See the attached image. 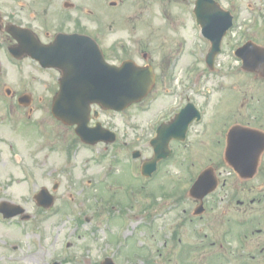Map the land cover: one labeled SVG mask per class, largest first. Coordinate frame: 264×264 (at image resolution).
Instances as JSON below:
<instances>
[{"label":"flooded vegetation","instance_id":"obj_1","mask_svg":"<svg viewBox=\"0 0 264 264\" xmlns=\"http://www.w3.org/2000/svg\"><path fill=\"white\" fill-rule=\"evenodd\" d=\"M23 1L26 2L21 7H18V14L10 16V10L7 14H4L0 10V28H3L7 24H13L27 28L28 30L30 29L29 33L32 37L37 38L43 44L51 43L58 34H82L90 36L99 44L104 56L109 61L118 63L119 59L140 56L144 58L146 63L152 64L155 67L157 82L159 80V84L162 83L164 86H167L170 81L169 71L172 65L170 57H173L170 56L168 49L173 50L172 54L176 53L177 58H179V55L193 56L196 52H199L204 59L210 47L208 40H204L205 42L194 41L192 46H187V39L178 37L182 40L179 41L177 39L175 41L176 45L168 49L166 47L167 51L164 49V54L169 53V56L163 57V60L166 61L161 62L158 61L160 59L159 53H157V60L153 57L150 43L132 42L131 40H128L130 43H126L124 40H118V38L116 40L111 35L114 38L113 41L105 45L107 34L109 32L113 33L111 29L112 23L108 21L106 22L107 26L104 25L103 27L94 16H91L94 12L92 9H82L83 4L89 3H83L82 0ZM166 1L167 3L160 5V7H163V10L158 9L163 14V18L169 20L166 22L174 23L177 28L184 22L187 23L185 19L189 18L196 34L198 27L195 25V0ZM178 1L180 4L175 5L176 10L174 11L172 3ZM205 7L207 9L203 13V16L207 23L216 26L218 23L223 22L224 16L219 9L222 7L220 4H207ZM230 12L233 15V25L222 37L221 49L215 58V65L211 71L217 69L216 64L218 66L222 65V57L227 59L235 57L234 52L237 47L242 45L243 39L244 41L252 40L256 44L264 46V41L259 39L257 35L243 37L241 32L237 30L235 8L230 9ZM29 15L33 16V19L30 21ZM111 16L112 18L114 17L113 14ZM179 16L181 19H179ZM112 18L110 19L114 27V20ZM2 33L3 36L15 43L13 36L7 35L3 30ZM161 39L165 41V37H161ZM183 47H185V50L180 53ZM117 51L122 53V57L115 60L111 59L109 53H112L116 57ZM24 59L29 60L31 65L37 64L29 59V57H25ZM173 60H175L174 57ZM206 69L210 70L209 68ZM39 70L44 71L43 74L47 75L49 82L47 85H50L51 89L56 91L60 71L55 68L31 66V71L36 72ZM234 70L240 74L249 75L252 79H261L264 82V77L259 73L243 70L240 61L236 63ZM4 72L7 73L5 69H2V73ZM12 86L14 85L6 83L3 79L2 83H0V225L7 227L15 225L19 227L21 222L24 221L26 227H29V221L33 222V219L36 218V224L38 223L36 228H40L45 224V219L38 220V213L31 215L27 211H24L22 214L14 217L6 216L11 210L9 203L16 202L13 198V192L10 191L14 187L16 176L15 164L13 163L17 150L15 137L20 139L19 135L22 134V131L30 130L32 134H29V144L31 145L34 141L35 135L37 139L43 142L41 143V147H43V144H46L45 138L49 130L55 131V125L64 124L51 116V100L44 97L35 100L29 93V90H18L19 92H17ZM259 92L260 95L264 96V89L256 90V94H259ZM23 94L26 95V99L19 102L18 97ZM246 94L247 91L242 92L241 99H237L233 106H228L225 112L224 110L221 111L220 114L223 116L222 122L214 132H211L209 138L199 139L198 141L191 140V137L189 138V131L194 124L190 126L186 134V145L184 148L186 150L187 163L185 171L191 174L190 184L193 182V171L200 172L208 169L207 171L212 174H210L211 178L215 180L214 189L201 197L191 196L187 190L180 191L177 196L170 195L173 191H169L166 195L162 193V187H169L170 183H177V180L173 179L169 167L176 162L178 146L182 145L183 141L171 140L169 142L171 153L168 157L157 162L156 168L151 174L152 177L157 178L155 181H153L155 178L148 179L141 173L142 164L153 154L149 143L150 138L146 140V137L137 136L133 140L127 136L129 131H125L121 134L123 138L119 137L111 144L103 142L97 144L104 146L105 149L112 147L117 153L122 154L124 151L126 153V161H129L132 157L133 151H135L134 148L138 142L148 148L150 153L152 152L145 156L143 150H138L139 156L135 158L136 162L134 165L140 178L138 181L139 183H144V186L146 183L159 186L155 190V193H158L160 190L158 196L161 193L163 202L170 197L173 200L171 202L172 206H175L173 209L175 210V218L171 219L169 227L165 226L161 228L162 232L159 236V242L157 240L154 248L149 251V253L153 254L155 264H264V99L255 100L253 99V94L250 95V99H247L245 98ZM29 97H31L30 100ZM180 108L181 106L177 107L171 114L165 115L159 123L168 121ZM164 110L165 108L160 109L159 112H163ZM95 123L96 121H91L89 125L94 126ZM102 125L105 128L114 129L118 133L117 130L119 128L117 126H109L103 123ZM124 126L126 129L130 128L129 123H126ZM231 126H235L237 132L233 142L234 146L228 152L226 132ZM156 128L157 125L150 128L146 127L147 134L155 131ZM141 129L145 130L144 127ZM144 132L142 131L141 134H144ZM220 132L221 136L218 135ZM57 135L58 137L60 135L59 129L57 130ZM149 150L145 149L144 151ZM20 166L22 168L20 172L26 175L27 182H33L34 175L32 170L29 171V161H26V164L21 163ZM52 173L47 172L42 177L47 178ZM35 186L57 188L59 180H53L50 185L48 183L37 182ZM128 187L131 186L129 185ZM170 189L172 188L170 187ZM185 191L188 194L186 197L184 195ZM93 198L95 199L93 214L104 216L103 220H105L106 225L102 228L105 232H108V236L104 238L105 241L103 239L101 242V245L106 248L104 254L96 259H93L94 256H92L90 259L84 260L90 264H101L104 258H109L114 264H134L130 262V256L117 261L112 258L113 245L111 235L116 236L118 240L123 238V241H127L129 238H136L141 258L144 254L147 255L148 253L143 252L144 238H137L134 235L136 227L131 228V224H134V213L125 212L127 206L115 208L114 211H117L115 215L124 222V226L120 229L116 228L113 230L114 232H111L109 223L112 220L115 222L116 219L112 218L111 213L105 211L110 207L111 198ZM133 198L135 199V197ZM185 199L188 200V208L182 207L181 211H179L177 206L178 201L180 203L182 201L185 202ZM120 200L118 199L117 203L120 204L119 206H123L121 204L123 202ZM47 212L46 210L41 213L45 214ZM76 213H78V216L74 217L78 220V217L81 215L80 209ZM76 213L71 214L75 215ZM101 216L97 220H100ZM83 219L87 220V217ZM54 225L59 226V222L56 223L55 221ZM69 228L72 234H75L78 230V224L72 225ZM24 231L25 233L27 232L26 229ZM36 234L39 239L38 241L41 243V248H36L34 244H31V248L35 253L30 255V257L42 264H48L47 259H45L46 255H43L44 257L41 256L43 247L46 248L42 243L43 230L40 233H37L36 230ZM77 237H79L78 233ZM65 238L64 236L62 240L61 253L65 251L63 248L64 244L67 248L73 244L72 241H65ZM92 239L97 240L96 236H93ZM14 240L17 241L16 245L10 243ZM45 240H47V237ZM18 247L19 243L17 239L10 240L8 236H0V260L2 259L5 264H21V261L25 259L29 260V256L23 255L19 257V255H16ZM47 251L49 250L47 249ZM116 253L119 252L116 251ZM57 255L59 256V253ZM72 258L74 259V257ZM78 260H82V256L81 259H76L75 261ZM62 261H65L63 257L60 261L53 260L49 264H60ZM142 263L152 264L147 258Z\"/></svg>","mask_w":264,"mask_h":264},{"label":"rangeland","instance_id":"obj_2","mask_svg":"<svg viewBox=\"0 0 264 264\" xmlns=\"http://www.w3.org/2000/svg\"><path fill=\"white\" fill-rule=\"evenodd\" d=\"M107 1L109 0H105V4H107ZM114 1H119V5L117 7H108L120 10L116 16L112 18V20H114V27L110 19L111 17L108 18L107 16H97L94 13L91 14V16H94L103 27L104 25L107 26L106 22L108 21L112 23L111 29L113 33L109 32L107 34L105 45L113 41L114 38L111 35L116 36L118 40L124 41H128L130 36H132L133 40H139L146 44L150 43L153 57L157 60V53H159L160 59L158 61L165 62L166 60H163V57H168L169 53L170 56L176 57V53L172 54L173 50H169L168 48H172L176 45L175 41L177 39L179 41L182 40L178 37L186 38L188 43L187 46H192L193 42L196 41L195 31L191 26L189 18L185 19L187 23L184 22L173 31L165 26L166 23L160 16L158 6L156 7L155 2L141 0V3L147 1L142 12L143 14L146 12L147 16L144 14V18L137 17L140 6L134 7L130 1L129 6H124V2L128 0ZM135 1L139 2V0ZM25 2L26 1L23 0H0V10H2L4 14H7L10 10L9 15L12 16L13 14L19 13L18 7H21ZM82 2L92 4L91 6H94L99 12L107 11V8L103 5V0H82ZM220 2L229 9L236 8V24L239 30L244 31L248 29V31H251V35H257L259 39L264 41V0H220ZM172 4L174 5L175 11V5L177 3L173 2ZM83 8L85 9V7ZM122 14L125 15L124 18L134 15L133 23L139 26V28H137V30H127L129 23L126 24L123 22ZM32 17L33 16L29 15V21L33 19ZM179 19H181L180 16ZM139 22L141 23L139 24ZM161 37H165V41L161 39ZM12 44H14V42L5 36L0 43V63L1 67L7 71V73H0V83H2L3 79L6 83L13 85L12 82L15 80L14 82H18L19 86H12L14 89L16 88L19 91L29 90L35 100L40 99V96L44 95L48 99L49 94L51 96L52 87L47 85L49 84L47 75L31 71L28 60L14 62L5 56L6 47ZM166 47L169 53L164 54L163 51L164 49L166 50ZM109 57L115 60L121 58L122 53L117 51L116 57H114L112 53H109ZM173 57H170L171 63H173ZM198 61L199 59L195 55H180L178 59L176 57L173 63L176 77L170 92H167L166 86L162 83L159 84L158 80L155 90L152 91L146 99L139 102L138 105H133L121 113L102 111L98 115L99 120L109 126H117L121 134L125 131H129L127 136L131 138L136 135L145 137L139 134L142 132L141 127L146 128L147 122L153 121L160 109H164L166 105H170L171 102L172 104L177 103V98L180 101V99H185L186 96H189L191 100L194 99L200 104V107H203V109L207 111V115L205 112L204 121L191 127L189 132V138L191 137V140L198 141L199 139L209 138L210 132H214L222 122L223 116L221 114H219L215 122H213L217 111L225 106V112L228 106H233L237 99L239 100L242 98V92L247 91L245 97L247 99H250L251 94L254 95L253 99L255 100L264 99V96L260 95V92L256 94V90L264 89V82L261 79H252L249 75L236 72L234 70L236 65L234 59L222 57V65L217 67L214 71H208L204 68L202 63H200V65L203 67L199 70L200 66L196 65ZM193 62H195V67L194 70L190 72V65H192ZM186 70L189 71V74H195L194 82L186 78L188 77L185 73ZM5 74H7V76H5ZM33 74L35 76L32 77ZM27 80H29V83ZM196 82H198L197 85ZM184 84L186 85L184 86ZM182 89H185V92H182ZM164 92L166 94H163ZM179 94L181 95L179 96ZM164 111H166V109ZM49 121L51 120L49 119ZM142 122L143 124L141 125ZM126 123L130 124L129 129L125 128L124 125ZM135 124L139 126V129L134 127ZM55 126L56 134L53 142L55 144L54 148L49 145L48 139L47 144H43V147H41V143L43 142L37 139L36 136L30 145L29 134H32L30 130L22 131V134L19 135L21 137L20 139L15 137L17 141V150L13 158V163L15 164L16 176L14 187L11 188L10 191L13 192L14 200L25 207L28 213L31 215L38 213L37 218L45 219H42L45 221V224L41 227V230H43L42 243L46 248L43 247L41 256L44 257L46 255L45 259H47L48 264L53 260L60 261L62 257L65 261H62L60 264H90L84 259H90L92 256H94L93 259H96L104 254L106 248L101 245V242L108 236V232H105L102 228L106 225L105 220H103L104 216L93 214L95 205V199L93 197H99L100 199L108 197L111 198L109 203L110 207L105 211L111 213L113 216L112 218L116 219L115 222L112 220L109 223L111 232H114L113 230L116 228L120 229L124 226V222L115 215L117 212L114 211L115 208H124L127 206L125 212L134 213L135 215L134 224H131V228L136 227L134 235L137 238H144L143 252L148 253L147 255L144 254L141 258L139 253L140 248L137 245L136 238H129L127 241H123V238L118 240L116 236L111 235V242L113 245L112 258L117 261L126 256H130L129 260L134 264H143L142 261L147 258L152 264H155L153 254L149 253V251L154 248L157 240L159 242V236L162 232L161 228L165 226L169 227L171 219L175 218V210H173L175 206L171 204L173 201L172 198L169 197V199L166 200L167 202H163V198H161L160 195L161 193L159 196L156 195L160 190L158 193L153 192L159 186H154L155 184H153L146 187L144 183H139L138 180H140V178L135 166L129 161H124V157H119V160L111 165V170L105 180L98 181L94 179V184H90L89 180L92 177H98L104 173L105 170L102 169V166L107 163L105 154L108 155L110 152L107 151L101 155L100 151L95 150L93 147H85L79 140L76 141V137L73 136L72 127L62 124ZM58 129L60 130L59 137L57 135ZM218 135L221 136V132L218 133ZM50 138H52V133H50ZM57 138H64L66 140L65 147L63 140L59 143ZM184 146V144L178 146L176 162L169 167V171L173 179L177 180V183H170L169 187H162V193H168L167 190H170L168 188L171 187L174 192L170 195L177 196L176 189H178V191H184L187 190L190 185L189 180L191 174L185 171L187 155ZM135 148L143 150L145 156L150 154V150L144 147L143 144H140V142L137 143ZM145 149L149 151H144ZM114 152L115 151H112L109 154V158L114 155ZM101 156H103V158L98 160ZM118 156H121V153ZM26 161H29V168L33 170L36 183H48L50 185L53 180H59V186L56 191H52V188L50 186L48 187L54 194L56 200L54 203L55 206H52L53 209L51 207L45 214L41 212L46 210H39L30 196V192L32 190L36 191L38 188L29 187V183L25 182L22 178L20 172L22 168L20 164H26ZM47 172L53 173L47 178L42 177V175L47 174ZM197 174V171H193V179ZM156 179L157 178L153 181ZM129 185L133 189L131 192L127 189ZM143 187L146 188V190ZM149 191L154 193L155 200L153 196H150L152 194L149 193ZM184 195L185 197L188 196L186 191ZM68 197H73L74 199L66 206L68 204L67 202H69L67 201ZM133 197H135V199ZM118 199H121L120 201L123 202L121 203L123 206H119L120 204L117 203ZM185 202L182 201L180 203L178 201L177 206L179 211H181L182 207L188 208V200L185 199ZM170 206L171 208H169ZM78 209H80L81 215L78 217V220H76L74 216H78V213L72 215L69 211H77ZM64 213L68 214L65 215ZM100 216L101 219L97 220ZM84 217H87V220H84ZM55 221L56 223L59 222V226L54 225ZM32 224L34 223L29 222V231H27L29 232V237L24 230L17 228L15 225L8 227L0 225V236H8L10 240H18L19 247L16 250V255H19V257L23 255L29 256V260L25 259L21 261V264H42L30 257V255L35 253L31 248V244L37 239V236L32 234ZM77 224L78 230L75 234H72L69 227ZM36 230L37 229L34 231L36 232ZM37 233H40V231L37 230ZM77 233L79 237H77ZM64 236L66 237L65 241H68L67 238H69V240L73 242L71 247L65 250L67 253H70V255H73L74 259L64 257L66 252L61 253ZM93 236H96L97 240L92 239ZM46 237L47 240H45ZM10 243L16 245L17 241L14 240ZM47 249L49 251H47ZM116 251L119 253H116ZM57 253H59L60 257ZM34 256L36 257V255ZM81 256L82 260L75 261L76 259H81ZM0 264H5L2 259L0 260Z\"/></svg>","mask_w":264,"mask_h":264},{"label":"water","instance_id":"obj_3","mask_svg":"<svg viewBox=\"0 0 264 264\" xmlns=\"http://www.w3.org/2000/svg\"><path fill=\"white\" fill-rule=\"evenodd\" d=\"M202 1L199 0L197 5ZM217 44L219 41L216 42ZM10 51L16 55L15 49ZM263 60V59H262ZM249 63L252 57H249ZM254 64V63H253ZM76 77L81 84L75 102L62 104V92L60 91L53 105V113L68 123H77L76 132L85 141L95 142V134L86 128L89 118L90 103L97 102L105 108L121 110L134 101L144 97L153 84V74L151 70L136 66L134 63L127 61L121 66L107 65L103 63L101 58L98 61L93 60L86 64L82 58L75 59ZM252 68V65L249 66ZM259 70V69H252ZM264 75V70H262ZM182 117L176 120L174 125H182ZM88 130V131H87ZM235 130L230 131L229 137L233 139ZM166 136L161 137V141L166 144ZM103 138V137H102ZM159 138V137H158ZM155 144V159L160 155ZM160 148V146H158ZM152 161V168L154 161ZM202 176L198 178V182ZM41 197L39 196V200ZM41 202H44L41 200Z\"/></svg>","mask_w":264,"mask_h":264}]
</instances>
